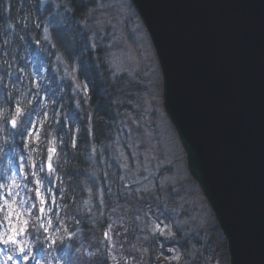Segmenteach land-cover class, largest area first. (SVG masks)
I'll use <instances>...</instances> for the list:
<instances>
[{"label": "trees", "instance_id": "trees-1", "mask_svg": "<svg viewBox=\"0 0 264 264\" xmlns=\"http://www.w3.org/2000/svg\"><path fill=\"white\" fill-rule=\"evenodd\" d=\"M90 3L0 0V203L20 164H24L30 186L35 183L31 172L35 160L36 179L55 201L45 216L38 205L33 208L24 232L29 258L24 259L25 253L15 255L17 261L112 264L115 239L121 241L116 250L128 257L133 240L143 235L136 240L149 251L142 264H161L157 258L167 256L165 250L172 242L144 233L138 225L132 228L131 203L145 216L153 211L146 210L150 200L144 193L134 190L136 197L128 198L135 187L129 185L115 159L116 125L129 108L130 94H121L112 86L104 50L92 46L93 31L83 26ZM46 29L51 40L44 38ZM73 71L83 90L69 79ZM13 118L16 127L11 125ZM52 144L56 153L50 172L46 157ZM4 210L0 212V236L8 227ZM196 241L190 237L177 245L187 251L190 245L200 247ZM85 245L87 253L82 249ZM11 247L0 242V249L9 255Z\"/></svg>", "mask_w": 264, "mask_h": 264}, {"label": "water", "instance_id": "water-1", "mask_svg": "<svg viewBox=\"0 0 264 264\" xmlns=\"http://www.w3.org/2000/svg\"><path fill=\"white\" fill-rule=\"evenodd\" d=\"M130 2L230 264H264V0Z\"/></svg>", "mask_w": 264, "mask_h": 264}, {"label": "rangeland", "instance_id": "rangeland-1", "mask_svg": "<svg viewBox=\"0 0 264 264\" xmlns=\"http://www.w3.org/2000/svg\"><path fill=\"white\" fill-rule=\"evenodd\" d=\"M87 1L91 2L90 10L83 26L93 31L92 46L98 45L100 50H104L112 86L118 87L121 94H130L127 97L129 108L122 113L116 125L115 159L120 161L122 170L126 172L129 185L135 187H132L128 198L131 200L134 190L144 193L145 199L150 200V205H145V208L153 211L149 217L145 216L135 202L131 203L128 211L133 219L132 228L138 225L142 232L172 242L171 247L165 250L168 257L157 258L161 264H230L227 242L200 186L188 170L185 151L164 108L162 71L136 9L130 0ZM48 36L51 40L46 29L44 38ZM74 71L68 73L69 79L76 88L83 90ZM50 148L55 146L52 144L48 151ZM29 154L32 155L31 152ZM35 164L34 160L31 172L35 175V183L30 186L24 164H20L14 169L7 189L2 192L0 212L4 209L8 212V227L2 229L1 234L6 238L13 228L26 227L23 221H29L35 208L33 205L43 208V212L38 210L45 216L55 201L50 198L46 187L36 183ZM37 187L44 196L42 207L38 203ZM175 231L179 232L178 239H175ZM141 237L145 236L140 235L136 240ZM190 237L192 241H199L200 247L190 245L187 251L178 247L177 242L184 243ZM17 240L18 244L10 243L11 255L0 249V264H22L15 255L29 252L30 246L24 233L18 235ZM136 240H133L127 257L116 250V246L121 247V241L115 239L110 259L112 264H142L149 251H145ZM20 247H24L25 252H20ZM82 249L87 253L88 245ZM123 258L125 260L121 262Z\"/></svg>", "mask_w": 264, "mask_h": 264}, {"label": "snow or ice", "instance_id": "snow-or-ice-1", "mask_svg": "<svg viewBox=\"0 0 264 264\" xmlns=\"http://www.w3.org/2000/svg\"><path fill=\"white\" fill-rule=\"evenodd\" d=\"M20 113H21V109H20L19 107H17L16 114H17V115H20ZM11 124L13 125V127H16V126H17V120H16L15 118H13L12 121H11ZM55 151H56L55 148H50V149H49V156H48L49 161H51V159H52V153H54ZM47 168H48V170H49L50 172H51V171H54L51 162H49V163L47 164ZM41 171H43V168H41ZM13 183H14V182H13ZM36 183L39 185V184L41 183V181H40V180H37ZM35 191H36V195H37L38 197H40V203L43 204V203H44V196H43V194L41 193L40 188L37 187ZM9 207H11V206L9 205ZM33 207H36V206L33 205ZM39 210H40L41 212L44 211L43 208H40ZM17 216H19L18 213H17ZM23 223H24V224H27V221H23ZM24 232H25V228H24V227L13 228L12 231H11V234L7 235V238H5L4 236H0V242H2V243H4V244H9V243H11V244H18L19 242H18V240H17V236L20 235L21 233H24ZM19 251H20V252H25L24 247H20V248H19ZM28 258H29V257H28V255H27V253H25V255H24V259L27 260ZM9 259H11V257H9Z\"/></svg>", "mask_w": 264, "mask_h": 264}]
</instances>
